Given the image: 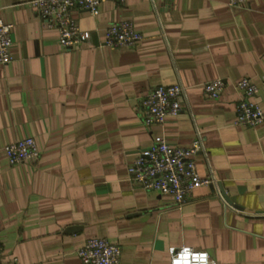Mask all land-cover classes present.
I'll list each match as a JSON object with an SVG mask.
<instances>
[{
  "label": "crops",
  "instance_id": "obj_1",
  "mask_svg": "<svg viewBox=\"0 0 264 264\" xmlns=\"http://www.w3.org/2000/svg\"><path fill=\"white\" fill-rule=\"evenodd\" d=\"M31 1L0 0L14 25L13 60L0 66L1 264H83L92 238L119 245L121 264H170L169 249L182 246L215 264H264V122L235 125L237 83L264 79V0H107L97 17L73 11L91 40L72 50ZM120 21L142 35L135 47L104 46ZM216 79L225 87L212 101L204 85ZM176 84L183 111L144 125L143 99ZM255 101L264 112L263 89ZM196 129L207 154L198 173L214 185L179 209L132 183L141 151L162 138L189 147ZM27 137L40 158L12 166L4 148Z\"/></svg>",
  "mask_w": 264,
  "mask_h": 264
},
{
  "label": "built area",
  "instance_id": "obj_2",
  "mask_svg": "<svg viewBox=\"0 0 264 264\" xmlns=\"http://www.w3.org/2000/svg\"><path fill=\"white\" fill-rule=\"evenodd\" d=\"M107 0H33L31 5L46 29L59 32V40L65 50L82 49L90 42L91 33L82 31L73 11L88 12L93 17L100 14V7ZM124 4L126 0H113ZM248 0H229L232 7L244 6ZM14 25L0 17V66L12 62V30ZM130 21L111 24L106 29L104 46L112 48L135 47L142 40ZM225 81L216 79L204 85L209 100H218L224 90ZM240 93L237 104L235 125L256 128L264 122V112L255 101L260 90H264V79L260 84L245 77L236 85ZM185 88L181 84L159 86L152 90L142 102V122L146 126L164 125L167 118L177 117L183 111L182 99ZM9 163L20 165L36 162L40 151L34 138L21 139L4 148ZM207 158L202 133L196 129L195 139L189 147H177L164 138L157 140L150 148L141 151L128 167L130 180L145 191L167 195L174 199L175 206L181 209L200 187L216 183L214 177L202 178L198 173L196 157ZM224 202L225 199L220 193ZM121 248L103 238H92L79 249L78 256L83 264H121ZM170 264H215L209 253L188 246L169 249ZM2 251L0 245V264ZM16 262V259H15Z\"/></svg>",
  "mask_w": 264,
  "mask_h": 264
},
{
  "label": "water",
  "instance_id": "obj_3",
  "mask_svg": "<svg viewBox=\"0 0 264 264\" xmlns=\"http://www.w3.org/2000/svg\"><path fill=\"white\" fill-rule=\"evenodd\" d=\"M221 194H222V196L224 197V199H225V201H226V203L228 204V205H231V201L224 195V192L221 190Z\"/></svg>",
  "mask_w": 264,
  "mask_h": 264
}]
</instances>
